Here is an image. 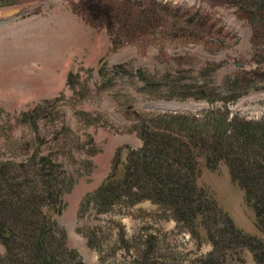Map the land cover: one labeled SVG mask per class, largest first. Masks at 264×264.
<instances>
[{
  "label": "rangeland",
  "instance_id": "obj_1",
  "mask_svg": "<svg viewBox=\"0 0 264 264\" xmlns=\"http://www.w3.org/2000/svg\"><path fill=\"white\" fill-rule=\"evenodd\" d=\"M247 2L0 0V164L30 172L41 168V159L55 166V184L66 187L43 214L59 230L55 239L61 238L63 250L83 264L133 262L131 251L105 256L119 228L129 238L144 228L155 235L164 264H191L211 252L203 228L192 238L173 220L157 219L150 202L105 215L88 210L79 216L78 210L111 165L123 164L130 146L141 143L132 133L141 118L197 115L235 97L226 105L230 112L264 119V10ZM10 11L15 14L5 16ZM199 168L197 186L215 197L237 229L259 236L227 165L213 171L201 158ZM112 224L119 227L100 256L85 234ZM0 264L32 261L22 252L9 256L0 243ZM227 264L257 263L245 250Z\"/></svg>",
  "mask_w": 264,
  "mask_h": 264
},
{
  "label": "trees",
  "instance_id": "obj_2",
  "mask_svg": "<svg viewBox=\"0 0 264 264\" xmlns=\"http://www.w3.org/2000/svg\"><path fill=\"white\" fill-rule=\"evenodd\" d=\"M247 6L264 10V0H248ZM237 99H222V109L197 115L158 113L139 119L134 131L141 148L130 150L123 164L117 160L111 165L109 176L82 199L79 216L88 210L105 215L116 207L150 202L157 208V219L173 220L192 238L200 237L199 228L206 232L212 250L191 264H227L230 255L245 250L257 264H264V119L252 122L230 112L226 105ZM201 158L213 171L221 163L227 165L254 212L259 236L237 229L215 197L197 186ZM40 163L41 168L31 172L27 166L10 170L0 164V243L9 256L22 252L32 264H83L74 253L63 250L61 238L55 239L59 230L44 217L43 209L58 204L66 184H55V166L46 159ZM109 227L85 234L87 245L100 256L111 230L119 225ZM118 232L105 256L131 251L134 260L129 264H164L157 254L156 236L145 228L130 238L122 228ZM20 237L27 243L20 245Z\"/></svg>",
  "mask_w": 264,
  "mask_h": 264
},
{
  "label": "crops",
  "instance_id": "obj_3",
  "mask_svg": "<svg viewBox=\"0 0 264 264\" xmlns=\"http://www.w3.org/2000/svg\"><path fill=\"white\" fill-rule=\"evenodd\" d=\"M133 134H135L136 135V133L135 132H132ZM139 139V138H138ZM140 140V139H139ZM133 150H136V149H139L140 147H141V143H139V144H137V145H135V146H130Z\"/></svg>",
  "mask_w": 264,
  "mask_h": 264
},
{
  "label": "water",
  "instance_id": "obj_4",
  "mask_svg": "<svg viewBox=\"0 0 264 264\" xmlns=\"http://www.w3.org/2000/svg\"><path fill=\"white\" fill-rule=\"evenodd\" d=\"M14 14H15V11H10V12H7L5 16L10 17V16H13Z\"/></svg>",
  "mask_w": 264,
  "mask_h": 264
}]
</instances>
